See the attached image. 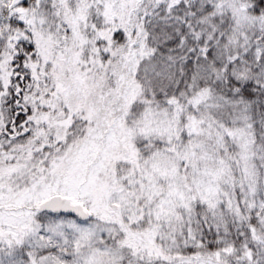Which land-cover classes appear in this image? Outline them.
<instances>
[{
	"label": "snow or ice",
	"instance_id": "obj_1",
	"mask_svg": "<svg viewBox=\"0 0 264 264\" xmlns=\"http://www.w3.org/2000/svg\"><path fill=\"white\" fill-rule=\"evenodd\" d=\"M0 264H264V0H0Z\"/></svg>",
	"mask_w": 264,
	"mask_h": 264
}]
</instances>
